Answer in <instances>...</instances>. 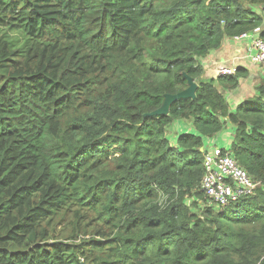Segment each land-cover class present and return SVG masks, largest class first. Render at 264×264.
I'll use <instances>...</instances> for the list:
<instances>
[{"label": "trees", "instance_id": "16d2710c", "mask_svg": "<svg viewBox=\"0 0 264 264\" xmlns=\"http://www.w3.org/2000/svg\"><path fill=\"white\" fill-rule=\"evenodd\" d=\"M263 26L264 0H0V264H264V79L231 111L247 72L203 78ZM228 123L260 186L220 209L201 149Z\"/></svg>", "mask_w": 264, "mask_h": 264}, {"label": "built area", "instance_id": "2783aa9c", "mask_svg": "<svg viewBox=\"0 0 264 264\" xmlns=\"http://www.w3.org/2000/svg\"><path fill=\"white\" fill-rule=\"evenodd\" d=\"M243 39L252 40L251 61L256 65L264 66V40L253 32L243 33L233 40ZM235 72V68L222 67L219 73L221 76H230ZM203 149L205 173L201 190L213 205L222 209L244 197L255 195L260 183L235 160L229 151L230 148L223 149L216 141H210Z\"/></svg>", "mask_w": 264, "mask_h": 264}, {"label": "crops", "instance_id": "0c3cea01", "mask_svg": "<svg viewBox=\"0 0 264 264\" xmlns=\"http://www.w3.org/2000/svg\"><path fill=\"white\" fill-rule=\"evenodd\" d=\"M264 28V26H263ZM258 35L257 32H254ZM252 40H239L235 41L233 39H226L223 43V46L212 52L206 59L203 61L204 65V74L203 78L206 80L217 79L219 75V69L222 67L238 69L243 68L248 77L241 80V83L235 91H226L221 90L222 94L225 96L226 100L229 103L231 111L236 110L239 104L248 98L254 97L258 92L257 87L262 83L264 79V66L254 64L250 59V54L252 53ZM180 125L179 132L186 130V125L183 122H178ZM232 129V137L229 140L228 146L231 145L234 138V129L233 125L228 123L225 126V130ZM189 132H193V126L191 123ZM223 131L215 137L209 138L208 142H217V138L223 135ZM207 142V143H208Z\"/></svg>", "mask_w": 264, "mask_h": 264}, {"label": "water", "instance_id": "95a60500", "mask_svg": "<svg viewBox=\"0 0 264 264\" xmlns=\"http://www.w3.org/2000/svg\"><path fill=\"white\" fill-rule=\"evenodd\" d=\"M188 82V88L178 94H168L165 96L164 104L161 108L155 110L154 112L148 114V116H167L169 114V110L171 105L175 102L183 99H195L196 92L198 89V84L187 74L185 75ZM202 151V149H201Z\"/></svg>", "mask_w": 264, "mask_h": 264}, {"label": "rangeland", "instance_id": "374dc122", "mask_svg": "<svg viewBox=\"0 0 264 264\" xmlns=\"http://www.w3.org/2000/svg\"><path fill=\"white\" fill-rule=\"evenodd\" d=\"M259 10L260 9H257V11H259ZM178 122H183V124L186 125V127H185L186 130H183V131L181 130L179 132L178 129H180V125H179ZM178 122L174 123L172 125V127H170V129L168 131V138L174 144L176 143L179 135H181V134H185V133L195 134V129L192 130L193 132H189V130H188L190 128V126H191V122L184 121V120L178 121ZM231 133H232V129H230V128L227 129V130H225V131H223V135L221 137L217 138V145L219 147L223 148V149H229L230 148V145L228 146V143H229V140L231 139V137L233 135V134L231 135ZM207 142H208V140L206 141V143ZM198 214L200 215L199 212H198Z\"/></svg>", "mask_w": 264, "mask_h": 264}, {"label": "clouds", "instance_id": "9594fccd", "mask_svg": "<svg viewBox=\"0 0 264 264\" xmlns=\"http://www.w3.org/2000/svg\"><path fill=\"white\" fill-rule=\"evenodd\" d=\"M253 33H254V32H253ZM233 39H234V38H233ZM219 72H220V69H219ZM236 72H237V69H236ZM236 72H235V74H236ZM235 74H234V75H235ZM219 75H220V73H219ZM220 76H221V75H220ZM220 76H219V77H220ZM230 76H232V75H230ZM230 146H231V145H230ZM203 148H204V147H203ZM203 148H202V151H204ZM230 149H231V148H230ZM255 193H256V192H255ZM248 197H250V196H248ZM244 198H245V197H244Z\"/></svg>", "mask_w": 264, "mask_h": 264}]
</instances>
